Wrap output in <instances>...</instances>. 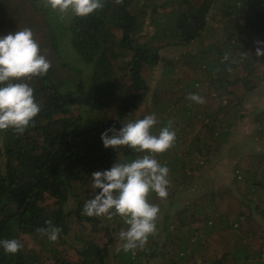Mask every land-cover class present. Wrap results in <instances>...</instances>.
Segmentation results:
<instances>
[{"label":"trees","instance_id":"1","mask_svg":"<svg viewBox=\"0 0 264 264\" xmlns=\"http://www.w3.org/2000/svg\"><path fill=\"white\" fill-rule=\"evenodd\" d=\"M211 17L224 28L225 43L180 59L175 75L182 90L152 93L143 75L158 64L160 50L201 39ZM24 28L50 68L26 81L40 105L34 123L20 134L0 130V239L23 245L15 255L0 250V264H149L155 257L165 260L157 264H264V156L237 145L230 124L252 115L264 144V108L244 106L264 68V56H255L256 41H264V0H103L86 17L56 13L44 0H0V35ZM195 85L206 86L203 103L189 98ZM150 113L160 128L175 132L172 146L155 158L168 167L170 182L184 177L185 188L175 191L179 199L196 182L188 176L190 162L211 164L227 139L230 150L246 155L234 167L235 190L221 186L182 207L174 199L164 207L165 199L150 193L162 213L163 236L158 241L153 234L142 248L125 252L118 240L124 228L109 224L123 219L88 217L82 208L92 194V172L142 155L127 146L105 148L101 133ZM171 149H185L187 161L169 159ZM192 154L194 161L187 159ZM167 205L172 227V216L162 212ZM45 221L60 229L57 240L38 231ZM74 236L75 262L59 255L61 240Z\"/></svg>","mask_w":264,"mask_h":264},{"label":"clouds","instance_id":"2","mask_svg":"<svg viewBox=\"0 0 264 264\" xmlns=\"http://www.w3.org/2000/svg\"><path fill=\"white\" fill-rule=\"evenodd\" d=\"M44 6L60 14L69 12L75 17H86L102 8L103 0H44ZM256 44L255 56H264V41L258 40ZM49 68L50 62L41 54L31 29L0 35V130L11 128L20 134L34 123L40 105L35 102L34 89L26 81L43 77ZM189 98L203 103V98L195 93ZM157 122L156 115L150 113L101 133L105 148L117 151L127 146L142 155L123 162L115 160L109 168L92 172V194L82 208L88 217L111 219L118 215L123 219L127 227L119 236L125 252L142 248L158 230L160 207L149 202V193L154 192L161 200L168 195L169 169L155 156L172 146L175 132L165 126L153 134ZM45 224L47 227L38 231L50 241L57 240L60 229L51 221ZM22 246L16 238L0 239V250L8 255H15Z\"/></svg>","mask_w":264,"mask_h":264},{"label":"rangeland","instance_id":"3","mask_svg":"<svg viewBox=\"0 0 264 264\" xmlns=\"http://www.w3.org/2000/svg\"><path fill=\"white\" fill-rule=\"evenodd\" d=\"M170 11V8L166 10V12ZM158 12H161V9L158 10ZM57 13V12H56ZM223 29L221 25L215 23L211 18L208 19V27L201 39L195 40L194 42L190 43L186 46H169L164 47L159 52V62L156 66L151 67L146 73L143 75L145 78L147 84L151 88V92L154 91H161V90H182L181 87L176 82V75L175 71H177L181 65L180 59L185 55H194L197 52H203L208 53L209 47H217L223 45L225 43V35L223 32ZM146 32L149 34H152L153 36V29L146 28ZM145 33V32H144ZM254 37L261 36L257 32L252 33ZM151 36V37H152ZM241 38H246V33H242L240 35ZM167 42V41H166ZM171 42V41H170ZM157 43V42H155ZM158 46V44H156ZM258 45L256 44L255 47ZM222 50L225 48V46L220 47ZM216 53L214 52V55ZM213 55V53H212ZM80 67H82L80 65ZM256 82L258 84L257 91L250 96H248L246 102L244 103V106L247 108V112L254 109H263L264 108V68L262 71H259L256 74ZM184 89V88H183ZM185 90V89H184ZM194 91L197 92V95L202 97L203 100L205 99L207 89L205 85H195ZM149 101L144 103V106H149ZM177 113H173L172 116H170L169 120L174 121V116ZM158 123L160 124V120L157 118ZM156 124L153 128V134H158L159 132V124ZM180 124V122H177ZM231 130L236 133L237 137V145L241 146L243 144H246V147L248 149L247 154L253 155L257 154L264 156V144L262 141L261 136L259 133H257V124L253 121V116L251 115L247 119L244 120H232L231 121ZM181 125V124H180ZM245 136V137H243ZM241 137L246 138L245 141H242L240 139ZM228 140V139H227ZM227 145L231 147L232 143L229 144L228 141ZM231 140V139H230ZM226 146V151H224L220 156H215V159L213 162L206 167H202L203 165L200 163L195 162L194 157L195 155L192 154L187 159H190L193 162H190V165L193 166V171L189 173L190 176H195L196 182L192 185L191 189L188 191H185V195L179 199V194L175 195L176 188H179L178 190L184 189V177L179 175L176 177V180L173 182L169 181L168 185V192L170 193L169 198L164 200V207L171 200L174 199L176 204H179V207H182L184 205L192 204L194 202H198L199 197L210 190H215L221 186H229L232 187V189L235 190L236 185L234 184V175L236 174V171L234 170L235 164L243 160V157L246 155L245 153H241L239 150H230L232 148H228ZM173 151H169L167 155H169V159H174L180 157L183 159V161L186 160V152L185 149H171ZM228 152V153H227ZM123 160V159H122ZM256 161L251 162L250 171L256 170ZM200 166V167H199ZM246 166V165H245ZM249 168V167H246ZM189 172V171H188ZM193 173V174H192ZM182 187V188H181ZM181 188V189H180ZM148 200L151 202V195L149 193ZM173 206H171L168 209V205L165 209L162 210V212L168 213L171 217V222L168 225L169 227H172L173 224H175L174 212L171 210ZM162 213L159 214L158 220L162 221ZM110 227L116 228L117 225L121 224L122 228H126L125 223L122 224L121 220L112 219L110 220ZM157 232L155 233V236L157 235V240L160 241L163 234L161 233V227H157ZM74 234V232H71ZM75 236L72 238H68L65 242L63 239L60 242L59 248L61 249V253L59 254L61 257H65L70 261L75 262L77 260V250L76 246L73 245V242L75 240ZM118 240L120 242V246H122V241L120 239V236H118ZM26 244L30 246V241L26 240ZM45 259H47V262H50L51 257L46 254ZM165 260L161 257H155L150 260L149 264H157Z\"/></svg>","mask_w":264,"mask_h":264}]
</instances>
